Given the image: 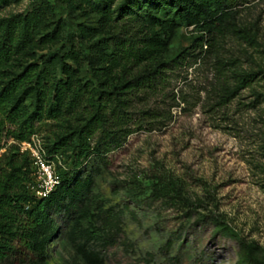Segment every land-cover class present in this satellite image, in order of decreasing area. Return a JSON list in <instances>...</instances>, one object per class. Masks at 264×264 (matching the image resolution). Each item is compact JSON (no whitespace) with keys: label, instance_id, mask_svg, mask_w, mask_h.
<instances>
[{"label":"rangeland","instance_id":"374dc122","mask_svg":"<svg viewBox=\"0 0 264 264\" xmlns=\"http://www.w3.org/2000/svg\"><path fill=\"white\" fill-rule=\"evenodd\" d=\"M122 1L0 0V71L51 79L36 134L46 150L65 143L52 161L70 172L37 231L38 264H264V0H242L215 32L191 0L154 4L143 25L165 44L158 62L179 63L135 105L122 147L107 153L98 130L79 159L80 130L124 73L110 56ZM245 72L260 75L225 98ZM29 85L13 99L32 111ZM17 144L4 134L0 157Z\"/></svg>","mask_w":264,"mask_h":264},{"label":"trees","instance_id":"16d2710c","mask_svg":"<svg viewBox=\"0 0 264 264\" xmlns=\"http://www.w3.org/2000/svg\"><path fill=\"white\" fill-rule=\"evenodd\" d=\"M185 1L187 0H123L118 6L114 28L119 38L110 56L125 65L124 73L116 90L105 95V103L99 104L96 113L86 122V130H80L77 140L84 144L77 154L79 159L88 154L90 146L86 143L87 137L98 130L107 153L122 147L130 133L129 123L133 119L130 113L135 105L138 102L145 103L148 96L155 92L169 67L179 63L180 57L169 62H158V58L165 51V44L149 34L143 21L154 4L171 2L174 6H182ZM191 1L197 8L195 13L204 18V25L209 27V32L223 27L235 13V8L242 3V0ZM143 64H148L145 71H134ZM259 75L260 72L239 75L237 86L227 88L225 98L249 85ZM50 80L41 71L36 72L32 65L20 73L0 71V140L5 134L18 143L0 157V264L10 257L14 264H38L46 259L37 231L45 223L47 203L65 186L64 176L70 173L59 170L57 173L63 181L61 186L48 197L38 198L29 187L34 179L32 161L27 153L20 152L19 144L37 135L35 123L44 114L46 83H50ZM27 83L31 85L26 89V95L35 96L32 111H29L22 98L13 99ZM61 89V84L57 82L54 88L58 92L55 100H58ZM54 107L52 105L49 111L56 114L59 108ZM139 113L141 122L150 115V111L145 109H140ZM63 145L65 143L60 142L54 148L46 150L49 159L54 160V155L60 154ZM108 164L107 157L106 165ZM89 199L85 189L74 194L70 217H81L84 213L83 201Z\"/></svg>","mask_w":264,"mask_h":264},{"label":"built area","instance_id":"2783aa9c","mask_svg":"<svg viewBox=\"0 0 264 264\" xmlns=\"http://www.w3.org/2000/svg\"><path fill=\"white\" fill-rule=\"evenodd\" d=\"M20 152L27 153L32 161L33 182L29 184L31 191L38 198H46L58 187L62 180L56 171L55 163L49 159L46 147L38 135L19 144Z\"/></svg>","mask_w":264,"mask_h":264}]
</instances>
